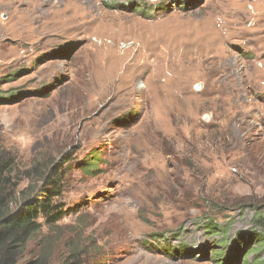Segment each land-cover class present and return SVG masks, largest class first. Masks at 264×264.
Here are the masks:
<instances>
[{
  "label": "rangeland",
  "instance_id": "obj_1",
  "mask_svg": "<svg viewBox=\"0 0 264 264\" xmlns=\"http://www.w3.org/2000/svg\"><path fill=\"white\" fill-rule=\"evenodd\" d=\"M2 152L24 186L66 163L67 215L26 261L75 245L89 264H219L193 196L244 201L215 220L245 263L264 207V0H0Z\"/></svg>",
  "mask_w": 264,
  "mask_h": 264
},
{
  "label": "trees",
  "instance_id": "obj_2",
  "mask_svg": "<svg viewBox=\"0 0 264 264\" xmlns=\"http://www.w3.org/2000/svg\"><path fill=\"white\" fill-rule=\"evenodd\" d=\"M142 9L141 13L143 14L146 12V17H150V13L154 12L157 8L150 7L149 9L145 7ZM147 9L149 10L147 11ZM99 161L101 160L96 156H91V154H89L83 162V169L88 174H93L98 168ZM65 165L66 163H62L52 174L50 167H47V165L44 167L40 164L34 166L33 170L35 171L34 175L37 176V181L24 186L23 181L18 179L19 176L15 158L8 155V153H0V264L53 263V256L47 252L46 245L43 252H41L38 257L26 261L25 256L29 244L34 238L43 233L44 228L50 231V229L58 225L67 215L68 211H65L64 205L58 201L63 197L65 192L64 172L66 169H62ZM187 167L191 176L195 173L200 177V180L204 179V174L201 172L203 169L200 163L195 161L193 164L187 165ZM30 172L31 171L26 172V175H30ZM40 184H42L41 191L39 188ZM38 197L40 199H38ZM186 203L192 205L191 210H200V207H198L200 204H203V206L208 209V213H204V215L200 217L203 221L205 234L211 238L217 237L218 240L215 241V244L219 245V248L222 249L220 252L215 251L213 257L215 259L217 258V261L220 262L219 264H228V262H231V264L234 263L232 260H234L238 254H231L232 252L227 253V249L230 245L229 231L231 221H229L226 226H221L215 218L218 215H223L226 210L246 209L244 201L240 203L235 201L228 205L227 203H219L215 199H207L200 202L193 196H190L186 199ZM225 219H228V217L225 216ZM252 228V239L255 240L254 243H256L257 247L254 248L251 244L249 247H241L240 250L242 253L247 252L245 257L241 255L240 259L245 262L243 264H250L246 260V256L250 253H254L256 255V260L251 264H262L259 253L264 250L263 206L255 207ZM160 238V241L167 244L165 235H161ZM243 242L244 239L240 235L236 245L240 243L243 244ZM242 244L240 246H242ZM164 251L170 254L190 255L189 249L187 248L177 251L170 247ZM83 255V250L77 249L74 245L68 248L60 264H89L83 259ZM193 257L196 258L195 255Z\"/></svg>",
  "mask_w": 264,
  "mask_h": 264
},
{
  "label": "water",
  "instance_id": "obj_3",
  "mask_svg": "<svg viewBox=\"0 0 264 264\" xmlns=\"http://www.w3.org/2000/svg\"><path fill=\"white\" fill-rule=\"evenodd\" d=\"M201 88H202V85L201 84H199V85L196 86V90H200Z\"/></svg>",
  "mask_w": 264,
  "mask_h": 264
},
{
  "label": "bare ground",
  "instance_id": "obj_4",
  "mask_svg": "<svg viewBox=\"0 0 264 264\" xmlns=\"http://www.w3.org/2000/svg\"><path fill=\"white\" fill-rule=\"evenodd\" d=\"M15 3V2H14ZM200 26V25H199ZM212 34V33H211ZM214 34V33H213ZM211 37V36H210ZM217 39V38H216ZM175 71V70H174Z\"/></svg>",
  "mask_w": 264,
  "mask_h": 264
}]
</instances>
